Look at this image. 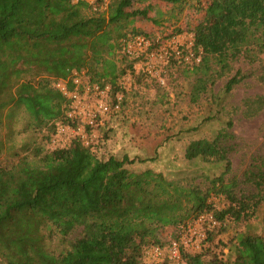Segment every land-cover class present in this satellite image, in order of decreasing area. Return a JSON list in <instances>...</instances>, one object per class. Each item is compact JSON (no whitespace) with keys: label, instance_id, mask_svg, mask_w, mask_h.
Here are the masks:
<instances>
[{"label":"trees","instance_id":"obj_1","mask_svg":"<svg viewBox=\"0 0 264 264\" xmlns=\"http://www.w3.org/2000/svg\"><path fill=\"white\" fill-rule=\"evenodd\" d=\"M136 1L111 0L104 6V0L94 5L88 0H0V125L12 105L22 106L28 115L24 130H45L44 138L58 124H70V99L54 82L64 80L71 90L74 72L85 74L90 83L108 84L112 94L122 89L119 79L137 61L123 51L125 40L148 36L134 26L149 18V10L137 7ZM194 7L203 13L165 35L168 39L188 32L194 50L201 53L190 67L193 103L240 56L249 62L264 56V0H197ZM241 79L237 70L225 82V92ZM263 108L262 95L242 100L245 117ZM125 116V109L110 112L100 130L116 133ZM232 126L229 119L212 137L187 142L186 160L220 168L191 177L150 165L132 170L134 163L156 160L155 155L140 156L148 150L132 133L115 138L103 156L79 136L50 150L37 142L24 155L9 147L17 158H0V264H146L144 246L165 245L173 237L164 240L160 233L169 227L180 228L174 236L179 239L203 212L219 222L218 233L227 229L229 218L247 222L264 200V154L252 157L241 177L229 176L235 149ZM29 145L21 146L27 151ZM212 195L222 197L224 205L216 207ZM75 231L78 235L69 238ZM54 239L59 247L51 248ZM224 245L226 256L183 254L187 264H264V234L249 224Z\"/></svg>","mask_w":264,"mask_h":264},{"label":"rangeland","instance_id":"obj_2","mask_svg":"<svg viewBox=\"0 0 264 264\" xmlns=\"http://www.w3.org/2000/svg\"><path fill=\"white\" fill-rule=\"evenodd\" d=\"M88 1L93 5L96 2V0ZM110 1L104 0V6ZM135 3L137 7L149 10V18L135 21L134 26L137 30L147 33L151 42L156 38L167 39L165 35L178 27H183L199 15V12L203 13V10H195L194 6H196L197 0H183L175 4L166 0H137ZM175 39H177V47L181 50V56L189 57L187 61L171 56L169 59L157 63L155 72L148 73L145 59L137 58L134 70H128L119 79L120 85L124 88L122 87L115 94L110 91L109 96L105 99L108 105L111 106L116 97L120 96L121 104L118 111L125 109L126 116L129 117L123 125L117 126L119 129L113 125L114 129H117L116 133L103 134V130H100V127L108 120L111 110L97 117L93 127L87 126L79 120L70 121V124H61L65 126V129L60 133L56 130L48 138H44L46 136L42 135L46 134L45 130H24L28 115L22 106L13 107L12 105L10 114L2 119L3 124L0 125V143L4 145V151L0 154V158L10 161L17 158L10 155L7 150L9 147H13L21 155H24L30 153L37 142H40L44 150L65 146L73 137L79 136L78 129H81L84 131L90 148L102 156L116 140L115 138L119 136L124 135L127 138L132 133V135L135 134V137L141 138L140 142L144 140L141 146L146 147L148 151L140 156L155 155L156 160L145 164L134 163L129 166L132 170H140L144 166L150 165L166 174L181 172L189 177L196 176L200 171H202L200 173H218L219 167H210L200 161L186 160L183 156L184 148L187 142L194 138L212 137L230 119L233 123L231 130L235 136L233 140L235 149L231 153L232 172L229 176L241 177L242 172L248 168L252 157L264 154V108L252 117H245L242 114L243 98L256 95L264 96V56L261 54L260 59L252 62L240 56L239 59L231 63V69L217 79L197 102L193 103L189 99L193 83L190 67L197 61L191 57H196V55L200 57L201 53L194 50L190 33L182 32L176 35ZM237 70L241 72V81L230 92H225V82ZM81 76L87 79L85 74L81 73ZM81 96V105L85 110L97 102L96 97L91 93L82 91ZM120 126L123 127L120 128ZM24 142H30L27 151L22 149L24 146L21 145ZM129 146L133 147L132 144ZM195 179L205 187L204 179L201 176H197ZM210 200L218 208L225 203L222 197L213 195ZM225 223L227 229L221 233L217 232L218 228L216 227V229H208L206 225H201L200 230L205 231L204 238H191L185 235L183 230L179 235L183 251L185 253L206 251L207 254L216 253L226 256L228 248L224 244L235 231L245 229L247 224L251 230L256 229L264 234V200L258 208L257 215L251 217L247 222L244 220L236 222L229 218ZM179 229L177 227L165 228L160 236L164 240L174 238ZM212 230H214V235L212 239L207 240L208 232ZM77 235L78 231H75L69 238ZM56 242L54 239L50 243V247H59ZM148 248L149 246H144L142 250V258L145 263L161 264V261L156 262L146 255L145 251Z\"/></svg>","mask_w":264,"mask_h":264},{"label":"built area","instance_id":"obj_3","mask_svg":"<svg viewBox=\"0 0 264 264\" xmlns=\"http://www.w3.org/2000/svg\"><path fill=\"white\" fill-rule=\"evenodd\" d=\"M175 36L176 35H173L168 39L156 38L152 42L149 40L148 36L142 34L129 36V38L125 40L123 51L131 57L137 56L136 58L145 59L146 71L148 73H153L155 72L157 63L163 62L164 60L169 59L171 56L180 60L183 59L184 61L189 59V57L181 56V50L176 45L177 39H175ZM197 56L198 55L191 58L199 61V56ZM72 77L75 86L71 90L67 89L66 81L64 80H57L54 82V86L70 99L67 117L71 121L79 120L85 125L93 127L96 124L97 117L111 110H119L120 96L116 97V102H114L111 106H109L105 100L110 94V86L108 84L100 86L96 83H90L88 79L81 76V73L76 72H74ZM82 91L93 94L97 99L96 104L91 106V108L88 110H85L83 105H81ZM64 129V125L58 124V133ZM78 132L82 142L85 145H88V141L85 139L84 131L78 129ZM201 225H206L208 229H213L219 225V222L214 219L210 212H203L198 215L196 219L187 224L186 228L184 229L185 235L191 238H204L205 231L200 230ZM181 245L180 239L172 238L165 245H150L145 253L156 262L164 260L167 261L168 264H187L183 254L185 252L183 251Z\"/></svg>","mask_w":264,"mask_h":264},{"label":"crops","instance_id":"obj_4","mask_svg":"<svg viewBox=\"0 0 264 264\" xmlns=\"http://www.w3.org/2000/svg\"><path fill=\"white\" fill-rule=\"evenodd\" d=\"M125 113H126V111H125ZM126 115H127V113H126ZM127 118H129V117H128V116H125V118H124L122 124L126 122V119H127Z\"/></svg>","mask_w":264,"mask_h":264}]
</instances>
